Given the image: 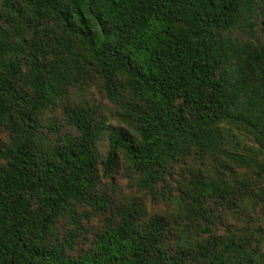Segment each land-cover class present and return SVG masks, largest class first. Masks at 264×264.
<instances>
[{
	"label": "trees",
	"instance_id": "obj_1",
	"mask_svg": "<svg viewBox=\"0 0 264 264\" xmlns=\"http://www.w3.org/2000/svg\"><path fill=\"white\" fill-rule=\"evenodd\" d=\"M0 264H264V0H0Z\"/></svg>",
	"mask_w": 264,
	"mask_h": 264
}]
</instances>
